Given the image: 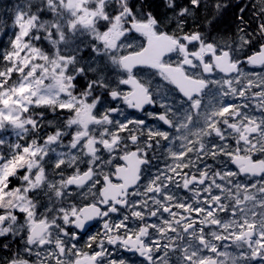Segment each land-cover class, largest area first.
Segmentation results:
<instances>
[{
  "label": "snow or ice",
  "instance_id": "obj_1",
  "mask_svg": "<svg viewBox=\"0 0 264 264\" xmlns=\"http://www.w3.org/2000/svg\"><path fill=\"white\" fill-rule=\"evenodd\" d=\"M0 264H264V0L0 7Z\"/></svg>",
  "mask_w": 264,
  "mask_h": 264
},
{
  "label": "trees",
  "instance_id": "obj_2",
  "mask_svg": "<svg viewBox=\"0 0 264 264\" xmlns=\"http://www.w3.org/2000/svg\"><path fill=\"white\" fill-rule=\"evenodd\" d=\"M11 2V0H0V7L6 6Z\"/></svg>",
  "mask_w": 264,
  "mask_h": 264
}]
</instances>
